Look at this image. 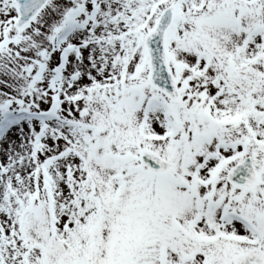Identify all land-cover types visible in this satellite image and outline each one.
<instances>
[{
  "label": "snow or ice",
  "instance_id": "1",
  "mask_svg": "<svg viewBox=\"0 0 264 264\" xmlns=\"http://www.w3.org/2000/svg\"><path fill=\"white\" fill-rule=\"evenodd\" d=\"M0 264H264V0H0Z\"/></svg>",
  "mask_w": 264,
  "mask_h": 264
}]
</instances>
